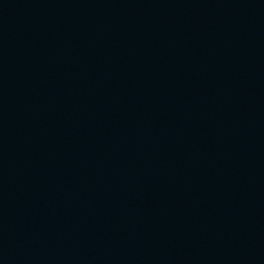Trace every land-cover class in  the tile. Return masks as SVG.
Returning a JSON list of instances; mask_svg holds the SVG:
<instances>
[{
    "label": "water",
    "instance_id": "water-1",
    "mask_svg": "<svg viewBox=\"0 0 264 264\" xmlns=\"http://www.w3.org/2000/svg\"><path fill=\"white\" fill-rule=\"evenodd\" d=\"M0 264H264V0H0Z\"/></svg>",
    "mask_w": 264,
    "mask_h": 264
}]
</instances>
